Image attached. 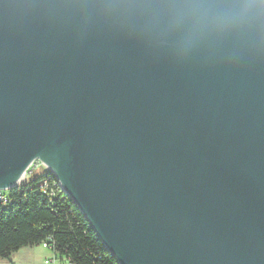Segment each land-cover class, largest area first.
Returning <instances> with one entry per match:
<instances>
[{
    "label": "water",
    "instance_id": "obj_1",
    "mask_svg": "<svg viewBox=\"0 0 264 264\" xmlns=\"http://www.w3.org/2000/svg\"><path fill=\"white\" fill-rule=\"evenodd\" d=\"M105 3L0 0V189L40 158L120 264H264V48Z\"/></svg>",
    "mask_w": 264,
    "mask_h": 264
},
{
    "label": "trees",
    "instance_id": "obj_2",
    "mask_svg": "<svg viewBox=\"0 0 264 264\" xmlns=\"http://www.w3.org/2000/svg\"><path fill=\"white\" fill-rule=\"evenodd\" d=\"M50 182L54 193L35 177L9 191L10 204L0 202V258L52 237V250L62 262L120 264L74 199L53 186V173Z\"/></svg>",
    "mask_w": 264,
    "mask_h": 264
},
{
    "label": "clouds",
    "instance_id": "obj_3",
    "mask_svg": "<svg viewBox=\"0 0 264 264\" xmlns=\"http://www.w3.org/2000/svg\"><path fill=\"white\" fill-rule=\"evenodd\" d=\"M104 7L182 51L221 37L264 48V0H106Z\"/></svg>",
    "mask_w": 264,
    "mask_h": 264
},
{
    "label": "built area",
    "instance_id": "obj_4",
    "mask_svg": "<svg viewBox=\"0 0 264 264\" xmlns=\"http://www.w3.org/2000/svg\"><path fill=\"white\" fill-rule=\"evenodd\" d=\"M40 169H44V171L38 173V170ZM51 173H53L57 178V182L53 186H56L59 189L63 190L62 183L60 179L57 177V175L53 171H51L50 168L40 158H36L26 168L21 179L17 182L16 186L10 189H0V202L3 204V206H7L8 204H10L12 200L9 191L13 188L20 187L23 183H28L30 180H32L35 177H41V183L45 187V190H51V192L54 193L55 188H53L50 185ZM51 240L52 237H48L47 240H44L41 243L44 247L49 248L53 252L52 256L50 255L44 259V264H55L56 261L58 260L60 261V259L52 250V243H50Z\"/></svg>",
    "mask_w": 264,
    "mask_h": 264
},
{
    "label": "rangeland",
    "instance_id": "obj_5",
    "mask_svg": "<svg viewBox=\"0 0 264 264\" xmlns=\"http://www.w3.org/2000/svg\"><path fill=\"white\" fill-rule=\"evenodd\" d=\"M44 169L38 170V173L43 172ZM45 250L43 247H34L33 250L30 249V254L25 258H19L13 255L10 258H0V264H44ZM48 254V252H47ZM52 256V253H49ZM50 256V255H49ZM55 264H70L68 261L64 263L60 260L56 261Z\"/></svg>",
    "mask_w": 264,
    "mask_h": 264
},
{
    "label": "crops",
    "instance_id": "obj_6",
    "mask_svg": "<svg viewBox=\"0 0 264 264\" xmlns=\"http://www.w3.org/2000/svg\"><path fill=\"white\" fill-rule=\"evenodd\" d=\"M34 247H43L44 249H46L45 250L46 253H45L44 259L46 257H48L49 255H51L49 253H52L53 254V252L49 248L44 247L42 244H38V245H33V246H25V247H22L18 251L13 252L10 257H12L13 255H16V257L18 256L20 259L21 258H25L26 256H28L31 253L30 252V249L33 250ZM47 252H48V254H47Z\"/></svg>",
    "mask_w": 264,
    "mask_h": 264
}]
</instances>
